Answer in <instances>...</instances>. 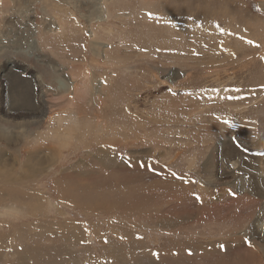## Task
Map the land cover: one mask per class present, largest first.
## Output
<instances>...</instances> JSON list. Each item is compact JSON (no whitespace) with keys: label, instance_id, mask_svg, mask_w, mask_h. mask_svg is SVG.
<instances>
[{"label":"rangeland","instance_id":"obj_1","mask_svg":"<svg viewBox=\"0 0 264 264\" xmlns=\"http://www.w3.org/2000/svg\"><path fill=\"white\" fill-rule=\"evenodd\" d=\"M90 2L0 0V264H264V0Z\"/></svg>","mask_w":264,"mask_h":264},{"label":"bare ground","instance_id":"obj_2","mask_svg":"<svg viewBox=\"0 0 264 264\" xmlns=\"http://www.w3.org/2000/svg\"><path fill=\"white\" fill-rule=\"evenodd\" d=\"M94 1H100L101 2V4H103V3H108L110 0H94ZM89 5H91V6H94L93 8H91L92 10H91V12H93L94 10L96 11L97 9H98V4H97V2H96V4H94V2H90L89 3ZM105 9V8H104ZM102 9V11H104V15H103V18L102 19H105V18H107L108 17V14H109V10H107V9ZM98 16V15H97ZM93 35H94V33H93ZM14 42H15V40H14ZM31 42V41H30ZM37 42V41H36ZM99 42H97V41H95L94 42V46L95 45H97ZM97 48V46L94 48V49H96ZM99 51V50H98ZM98 51H95L96 53H98L99 54V52ZM8 59V58H7ZM7 62L9 63V65H7V67H10L11 66V69L13 68V67H17V68H19V67H21V63L20 62H18V60L17 59H14L13 57H10L8 60H7ZM29 66L28 67H23L22 69L24 70V71H28L29 70ZM7 74H6V71L5 72H3L2 70H0V79H2L3 77H5ZM37 76V81H38V85H39V87H40V89L42 90V88H43V86L46 84L43 80H42V78L40 77V75H38V74H36ZM175 74L173 73L172 74V76H174ZM60 82H61V80H60ZM62 84H63V86L64 85H68L67 84V82L64 80V81H62ZM47 90V89H46ZM43 92L45 91L44 89L42 90ZM41 93V92H40ZM42 94V93H41ZM40 98V100H43V97L42 96H40L39 97ZM44 106V105H43ZM49 119V118H48ZM59 137V136H58ZM226 141V140H225ZM260 141V143H259V147H258V149L259 150H262V146H264V133H263V135H262V137H261V140H259ZM233 145V144H232ZM227 148V147H226ZM261 152V151H260ZM262 153V152H261ZM261 157H256V160H259V163L261 164V169H260V173L258 174V176H253L252 174V177L250 178L251 179V183H249V189L251 188V189H256L255 187V180H256V178H259L260 177V179H262V182H263V184H264V153H262V154H259ZM258 155V156H259ZM234 163H236V162H234ZM238 166V165H237ZM233 168H237V167H233ZM230 172V171H229ZM250 175V176H251ZM257 175V174H256ZM250 182V181H249ZM264 189V188H263ZM261 191V190H260ZM251 192H253V191H251ZM255 193H257L258 194V192H256L255 191ZM256 194V195H257ZM261 196H263V198H264V195H261ZM257 200H259V199H257ZM263 202H264V199L262 200ZM264 207V206H263ZM259 209H261V208H259ZM259 211V210H258ZM186 212V211H185ZM188 212V211H187ZM263 212V211H262ZM256 214V213H255ZM254 214V215H255ZM182 215V214H181ZM185 215H187V214H185ZM184 214H183V217H186ZM188 217V216H187ZM193 216H191V218H192ZM183 219V218H182ZM160 220V219H159ZM175 220V219H174ZM212 220V219H211ZM168 221V220H167ZM157 222V221H156ZM166 222V221H165ZM174 221H171L170 223H173ZM217 222V221H216ZM168 223V222H167ZM252 225H253V229L255 230V231H257V233L259 232V234L262 236V237H264V214L263 215H260L259 214V216L258 217H256V219L252 222ZM247 231V230H246ZM226 232V231H225ZM239 242V241H238ZM242 242V241H241ZM240 246V248L242 247H244V244H241V245H239ZM238 247V246H237ZM239 248V249H240ZM245 248V247H244ZM243 248V249H244ZM249 249H244V250H248V252L249 253H251L250 255L249 254H245L244 255V257H243V259H240L239 261H244V262H250L251 263V260L254 258V257H256V255L255 254H253V253H255V252H253L250 248H251V246H249L248 247ZM256 248V247H255ZM254 255V256H253ZM214 257V256H213ZM239 258V257H238ZM263 259V258H262ZM215 260H218L217 262H221V261H224V257H223V255L222 256H218V258L216 259L215 258ZM229 264H230V262H229ZM234 264V263H233ZM236 264H238V263H236ZM239 264H241V263H239Z\"/></svg>","mask_w":264,"mask_h":264},{"label":"crops","instance_id":"obj_3","mask_svg":"<svg viewBox=\"0 0 264 264\" xmlns=\"http://www.w3.org/2000/svg\"><path fill=\"white\" fill-rule=\"evenodd\" d=\"M97 4H98V6H100L101 5V2L100 1H97Z\"/></svg>","mask_w":264,"mask_h":264}]
</instances>
